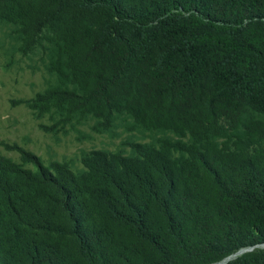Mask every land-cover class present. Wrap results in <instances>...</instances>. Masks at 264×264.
<instances>
[{
  "label": "trees",
  "instance_id": "16d2710c",
  "mask_svg": "<svg viewBox=\"0 0 264 264\" xmlns=\"http://www.w3.org/2000/svg\"><path fill=\"white\" fill-rule=\"evenodd\" d=\"M0 24L45 49L20 103L46 130L178 138L77 173L0 155V264H264V0H0Z\"/></svg>",
  "mask_w": 264,
  "mask_h": 264
},
{
  "label": "rangeland",
  "instance_id": "374dc122",
  "mask_svg": "<svg viewBox=\"0 0 264 264\" xmlns=\"http://www.w3.org/2000/svg\"><path fill=\"white\" fill-rule=\"evenodd\" d=\"M20 42L13 25L0 24V155L22 163L21 153L14 146L40 158L45 166L54 162L69 163L74 172L84 170L81 158L94 150L133 154L135 145H158L163 138L178 139L169 132L129 131L130 120L120 119L109 133L93 131L97 122L88 118L81 124L68 125L58 131H48L57 121L55 115L38 116L24 103L55 83L45 64L43 47L25 56L19 52ZM9 146V147H8ZM27 168L35 169L32 164ZM223 262L221 264H226Z\"/></svg>",
  "mask_w": 264,
  "mask_h": 264
},
{
  "label": "water",
  "instance_id": "95a60500",
  "mask_svg": "<svg viewBox=\"0 0 264 264\" xmlns=\"http://www.w3.org/2000/svg\"><path fill=\"white\" fill-rule=\"evenodd\" d=\"M244 252H245V250L240 251V252H238L235 256H238V255H240V254H242V253H244ZM235 256L228 258L226 261H224V263H225V262H228L229 260H231V259L234 258Z\"/></svg>",
  "mask_w": 264,
  "mask_h": 264
}]
</instances>
